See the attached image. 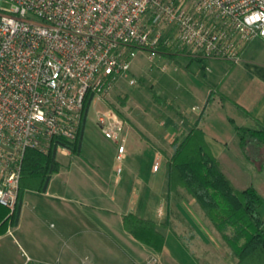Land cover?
Here are the masks:
<instances>
[{
    "label": "built area",
    "instance_id": "2783aa9c",
    "mask_svg": "<svg viewBox=\"0 0 264 264\" xmlns=\"http://www.w3.org/2000/svg\"><path fill=\"white\" fill-rule=\"evenodd\" d=\"M258 37L264 38V0H4L0 204L16 209L28 149L47 153L55 138L77 139L89 93V112L118 146L117 159H126V121L105 102L139 53L161 54L165 45L176 54L238 63ZM160 166L158 156L153 170Z\"/></svg>",
    "mask_w": 264,
    "mask_h": 264
},
{
    "label": "rangeland",
    "instance_id": "374dc122",
    "mask_svg": "<svg viewBox=\"0 0 264 264\" xmlns=\"http://www.w3.org/2000/svg\"><path fill=\"white\" fill-rule=\"evenodd\" d=\"M2 5L4 0H0V7ZM132 79H136L137 82L132 84ZM196 83H202L204 91L207 90L208 82L201 66L187 56L175 54L174 57H168L163 54L151 55L149 52L139 53L130 73L120 76L105 102L125 116L126 127L131 130L129 135L126 134L127 131L125 132V135H128V144L135 145L138 141L136 154L123 162L119 161L118 146L106 138L98 128L93 119L95 113L91 109L90 118L86 124L82 153L69 155L60 153L59 160L63 163V169L53 176L50 193L48 195L28 194L32 196H27L25 211L19 224L10 226L5 233H0L2 234L0 235V264H56V256L53 253L43 256L39 248L41 245L44 246L45 241L50 243V247L54 250L64 248L69 241L64 238L60 240L56 233L60 229L63 234L68 233L69 230L66 231L64 227H70V217L78 219L77 222H79L88 215L107 214L102 211L91 213L88 209L82 210L79 207L76 213H73V210L65 219L64 216L68 212L62 210L60 213V210H54L50 206V203H63L62 196L68 200H77L78 205L89 202L124 211L129 207L130 201L136 198L139 204L136 213L157 220L156 207L161 199L149 200L142 193H139V196L136 194V197L134 183L137 176L147 179L146 181L163 177L164 194H167L166 166L163 164L160 172L152 173V164L156 159L154 160L153 152L146 143L153 141L168 147L165 140L171 130L191 126L189 119L184 118L185 116L198 118L196 113L201 110L203 91H191ZM105 104L101 106L105 107ZM216 108L217 104L213 100L209 106L211 117L208 122L220 127L223 123ZM239 124L245 125L240 121ZM143 145H146L145 148ZM251 158L256 162L255 150ZM119 166L123 170L122 178L126 179L122 182L121 189L115 190ZM134 170L137 176L133 175ZM70 182L76 186L77 194L70 192ZM105 184L109 185L110 199L100 190ZM112 198H116L117 201L114 202ZM187 198L186 201H180L182 204L180 211L172 207L174 210V216L171 217L172 228L162 229L166 235L165 245L168 251L162 256V262L166 264L177 262L235 264L237 258L226 245L221 234L213 228L212 223L200 208L197 207L198 210L195 208L196 213L189 206L188 201L192 199V196L189 195ZM116 206L119 208L117 209ZM160 210L163 211L162 215H165V210ZM183 216H186L189 223ZM165 219H158L157 222L160 223ZM133 244L131 247H148L138 241Z\"/></svg>",
    "mask_w": 264,
    "mask_h": 264
},
{
    "label": "crops",
    "instance_id": "0c3cea01",
    "mask_svg": "<svg viewBox=\"0 0 264 264\" xmlns=\"http://www.w3.org/2000/svg\"><path fill=\"white\" fill-rule=\"evenodd\" d=\"M184 56H187L191 61H196L201 66L206 81L208 82V88L205 91L202 83H196V85L191 88L192 92L203 91L201 110L196 114L198 118L201 119L200 126L205 131L206 140L215 156L221 160L225 173L234 182L237 188L245 189L249 186H254L260 192L263 197V204L261 205L260 210L264 220V149L260 150L251 146L249 156L247 157L242 150L240 137L236 130V126L255 127L256 124L252 117L264 124V38L258 37L250 41L241 52V58L238 63L223 59L209 58H206V60L202 62H198L194 59L197 56L188 54ZM212 87L217 88H214L215 92L210 97ZM222 94L228 97L229 100L223 101L221 99ZM217 98L218 100H216ZM213 100L217 104L216 111L223 123V125L220 126L221 128L218 125L210 124L208 122L211 117L209 106ZM231 101L241 106L246 112L234 105ZM227 110H229V112H226ZM247 113H250L252 117H249ZM89 118L90 112L88 114V119ZM184 118L189 119V122L198 119L187 118V116ZM239 121L245 125H240ZM190 129L191 126H189V128L182 127L180 129L171 130L167 135V140H165L168 147L163 146V143L153 142L150 139L149 141L151 142H144L147 144V147L151 152H153L155 157H153L154 160L157 159L158 156H161V166L163 164L166 166L167 157L172 155L174 151L173 143L177 139H183ZM126 131V134L128 135L131 133V130L127 129V127ZM128 135H125V145L127 144V155L125 160L136 154V145L138 144V141H136L137 144L129 145ZM141 142L143 143V140ZM144 146L146 145H143V147ZM254 150L257 157L256 162L251 158ZM70 153V151H67V153L62 154L69 155ZM59 154L60 153H58V158ZM155 162L152 164L151 171L152 173L157 174L160 172L161 166L158 171H154L153 166ZM133 175L137 176L135 170L133 171ZM125 179L126 178H122V173L119 176L116 174V184L114 189H121L122 182ZM146 180L147 179L141 176L136 177L134 183L136 187L134 189L135 195L137 194L139 196V193H142V195L149 200L161 199L156 207V215L160 220L165 219L170 210L174 216V210L172 207H176L180 211V207H182L180 201H186V199H188L187 196L189 195H187L182 189H179L177 192L169 196L167 188V194H164L165 180L163 177L156 178L152 181ZM52 181L53 177L49 188L45 193L33 191H27L25 193L21 218L25 211L24 208L26 200L28 199L27 196H32L28 194L48 195L50 193L49 189L52 187ZM72 185L73 184L71 183L69 187L70 192L73 191L77 194L76 186ZM100 190L103 193L105 192V196L110 199L109 185L105 184ZM62 198L63 203H50V206L54 210H60V213L62 210L68 212L64 216L65 219L73 210V213H76L79 207L82 208V210L88 209L91 213L102 211L107 214L88 215L79 222H77L78 219L70 217V227H64L66 231L69 230L68 233L63 234L62 229L56 233L57 238H60V240L64 238L69 242L66 243L64 248L54 250V248L52 249L50 247V243L48 244V242L45 241L44 246L41 245L39 247L41 248L40 250L42 251L43 256H48L50 253H53L54 256H56V264H166L162 262V256L166 255L168 252L166 245L161 252L150 246L131 247L134 245L133 242L138 240L125 229L123 215L129 212L136 213L139 208V204L135 200L136 198L130 201L129 207L125 211L113 210L109 207L89 202L87 204L80 203V205H78L79 203L77 200H68L65 196H62ZM112 200L114 202L117 201L116 198H112ZM133 203H135V209L131 208ZM188 204L194 210L195 208L197 209V207L199 208L194 198L189 200ZM118 208L119 206L117 209ZM160 209L165 210V215L159 214L161 211ZM197 210H195L196 213ZM84 213L87 214V212ZM138 215L142 216L140 214ZM183 218L187 220L186 216H183ZM187 222L189 223L188 220ZM72 225L74 226L73 228ZM174 264L183 263L177 262Z\"/></svg>",
    "mask_w": 264,
    "mask_h": 264
},
{
    "label": "trees",
    "instance_id": "16d2710c",
    "mask_svg": "<svg viewBox=\"0 0 264 264\" xmlns=\"http://www.w3.org/2000/svg\"><path fill=\"white\" fill-rule=\"evenodd\" d=\"M158 51L168 57H174L176 54L165 45H161ZM194 59L198 62L206 60L202 56ZM214 88L217 87H212L210 97L215 92ZM93 96L94 93L88 94L82 125L76 140L55 138L47 153L38 149L26 151L16 209L11 212L9 208L0 204V233H5L10 226L19 224L27 191L47 192L53 175L59 173L63 167L57 151L60 145L71 153H82ZM221 99L229 100L223 94ZM231 102L246 112L241 106ZM118 113L125 119L122 112ZM247 115L252 117L250 113ZM252 118L255 127L236 126L242 150L247 157L251 146L264 149V124ZM200 121V118L190 121L191 129L187 135L173 143V154L167 157L166 162L168 195L171 196L182 189L195 199L237 258L235 264H264V220L260 210L263 197L254 186L245 189L236 187L225 173L221 160L213 153ZM171 217L173 215L170 210L166 219L159 223L154 219L129 212L123 215V221L125 229L138 241L161 252L166 243V235L162 229L172 228Z\"/></svg>",
    "mask_w": 264,
    "mask_h": 264
}]
</instances>
